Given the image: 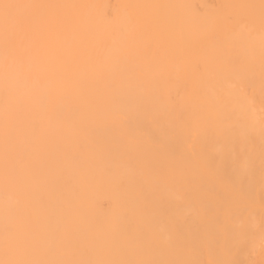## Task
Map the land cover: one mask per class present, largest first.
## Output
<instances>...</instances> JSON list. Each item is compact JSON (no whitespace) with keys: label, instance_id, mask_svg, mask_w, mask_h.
<instances>
[{"label":"bare ground","instance_id":"6f19581e","mask_svg":"<svg viewBox=\"0 0 264 264\" xmlns=\"http://www.w3.org/2000/svg\"><path fill=\"white\" fill-rule=\"evenodd\" d=\"M0 264H264V0H0Z\"/></svg>","mask_w":264,"mask_h":264}]
</instances>
